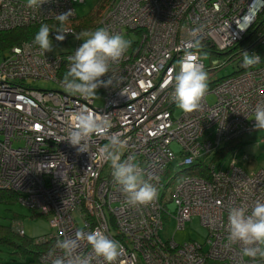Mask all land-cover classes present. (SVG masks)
<instances>
[{
    "label": "built area",
    "instance_id": "2783aa9c",
    "mask_svg": "<svg viewBox=\"0 0 264 264\" xmlns=\"http://www.w3.org/2000/svg\"><path fill=\"white\" fill-rule=\"evenodd\" d=\"M84 1L50 0L41 9H32L27 0H0V30L58 22L54 14L74 10L65 25L72 33L65 34L63 41L50 34L53 48L64 45V51L28 49L25 44L32 38L0 53V190L16 193L21 203L47 215L57 228V235L47 239L50 244L40 264H51L63 255L56 248L58 240L97 229L123 245L117 264L140 260L145 264H264L262 258L243 256L239 244L228 246L226 240L229 209L246 205L250 213L257 201L264 202V169L248 173L235 158L227 169L218 168L215 161L205 162L225 141L260 131L253 119L256 106L264 105V63L260 60L225 76L208 88L200 110L191 113L180 110L171 99L174 81L169 79L179 70L178 61L191 40L188 30L199 25L204 26L202 56L213 51L260 56L253 50L256 41L243 50L238 44L264 10V0H103L107 2L98 17L90 15L94 26L79 30L77 6ZM100 27L123 36L135 32L138 38L130 39L123 59L111 65L108 75L114 79L113 87H100L95 98L71 95L60 81L70 66L69 57L83 43L73 33ZM38 80L54 82L58 88L34 87L31 82ZM210 94L215 95L214 103L207 98ZM84 108L106 116L109 127L106 133L93 134L89 152L78 153L65 139L74 114ZM114 134L127 142L121 159L134 156L145 178L158 189V199L149 205L129 206L112 178L110 163L101 157V149ZM173 142L179 144V154ZM178 156L182 169L202 162L209 165L208 176L181 169L177 178L165 181ZM167 201L175 204L172 217L178 229L198 217L207 237L164 240L160 231L169 216ZM16 226L20 234L25 233L19 221ZM49 251L54 253L51 258ZM78 254L92 255L91 246L82 241ZM92 264L104 262L93 256Z\"/></svg>",
    "mask_w": 264,
    "mask_h": 264
},
{
    "label": "clouds",
    "instance_id": "9594fccd",
    "mask_svg": "<svg viewBox=\"0 0 264 264\" xmlns=\"http://www.w3.org/2000/svg\"><path fill=\"white\" fill-rule=\"evenodd\" d=\"M49 2L50 0H27L26 6L41 9L42 5ZM73 11L54 14L58 26L50 28L46 23L41 24L34 39L25 44V47L31 49L37 46L44 53L53 51L50 34L56 33L55 40L63 41L65 34L72 33L65 25ZM203 29L204 26L199 25L188 30L191 40L186 43L185 54L178 61L179 70L169 78L174 81L171 99L185 113L200 110L208 91V73L202 62L207 54H200L204 48L200 39ZM73 34L77 40H83V43L74 56L69 57L70 66L60 81L61 87L71 95H79L85 99L95 98L100 87H113L114 79L108 75L111 65L123 59L132 41L103 27ZM260 60L259 55L244 51L242 66L251 67ZM105 76L107 79H102ZM253 120L257 130H264V105L256 106ZM108 127L109 120L106 116L94 114L84 108L74 114L72 130L65 140L76 147L78 153L89 152L93 134L106 133ZM126 148L127 142L114 134L101 149V157L110 163L112 178L125 194L127 204L132 207L149 205L158 199V189L145 178V173L135 163L134 156L121 159ZM227 232L228 246L239 244L243 256L253 260L257 257L264 259V202L257 201L250 213L246 205L231 207L228 211ZM82 241L91 246L92 255L78 254ZM56 248L63 255L52 259L51 264H92L93 256L102 259L104 264H117L125 251L118 240L110 238L99 229L92 232L77 231L74 238L58 240ZM53 255V251L48 252L49 258Z\"/></svg>",
    "mask_w": 264,
    "mask_h": 264
},
{
    "label": "rangeland",
    "instance_id": "374dc122",
    "mask_svg": "<svg viewBox=\"0 0 264 264\" xmlns=\"http://www.w3.org/2000/svg\"><path fill=\"white\" fill-rule=\"evenodd\" d=\"M107 1L85 0L83 3L77 6L79 19L84 16H90L92 14H95V17L97 18L98 15L103 11L106 5L105 3ZM124 38L130 40L137 39L138 36L135 32H130L129 34H125ZM73 43L74 40L72 39L70 44L72 45ZM247 47L248 46H244V48ZM65 49L67 48L63 45L53 48V52L56 53L59 51H64ZM205 53L207 54V58L204 60L207 65L208 77L210 78L227 76L235 71L238 67V62H231L227 66L219 69L215 75L211 76L215 73L214 71L216 69L224 64V62L227 60V55L222 54L223 56H221L213 52ZM31 84L34 87L49 89L58 88L57 84L46 80L34 81L31 82ZM207 98L210 103H214L216 101L215 96L212 94L208 95ZM240 141L242 142V147L238 149L228 150L222 158L220 157L214 160V156H211L209 159L205 160V162L210 163L211 161H215L214 163L218 168L220 166H223L222 168L227 169L230 165L231 160L235 158L237 160L238 166L244 168L248 173H253L260 169H264V131L260 130L248 133L242 136L240 138ZM172 147L174 151L179 154V144L177 142H173ZM244 155H248V160H243ZM180 160L181 157L178 156L174 167L172 168L168 178H165V181H168L172 177H175V175L180 172V170L182 169V167L178 166ZM176 182L177 181L174 180V183L171 184V189H173ZM167 209L169 212V216H166V218L164 219V227L160 231V235L164 240H168L173 237L177 242H184L191 238L199 239L202 241L207 237L208 230L201 224L198 217H193L191 222H187V225L184 229H178L177 220L172 217V214H174L173 211H175L174 202L167 201ZM75 215L78 218L77 220L79 221V223L82 224V220L79 218L80 214L78 213V211H75ZM14 221H19L20 224L23 225L26 235L28 237L34 238L37 241L45 240L52 235H57L58 232L57 228L52 227L50 218L47 215L40 214L37 211H33L31 208L24 205L19 200L15 202H0V223L11 224ZM0 247V264H22V258L17 254H13V249L6 246ZM138 264L145 263L140 260Z\"/></svg>",
    "mask_w": 264,
    "mask_h": 264
},
{
    "label": "trees",
    "instance_id": "16d2710c",
    "mask_svg": "<svg viewBox=\"0 0 264 264\" xmlns=\"http://www.w3.org/2000/svg\"><path fill=\"white\" fill-rule=\"evenodd\" d=\"M45 23L48 24L50 28H54L58 25V22ZM94 24V19L91 18V16H84L79 19V30H86L87 28L94 26ZM40 25L41 24L26 27H18L10 30H0V53L6 52L13 45L19 44L24 40L34 38V35L38 31ZM253 41L257 42L253 50H256L260 54L261 63H264V10L259 13L252 28L247 32V35L239 42L238 48L240 50H243L244 46H247ZM223 55H227V60L224 62L227 65L231 62H238V67L236 69L237 71L235 70L231 74H238V72H240L242 68H244L242 66V55V57L240 56V54L233 55V51ZM219 69L221 68L219 67L214 72L217 73ZM224 77L209 79L207 82L208 88L216 85L219 81H222ZM240 138L225 141L224 144H222L215 151L213 159L215 160L220 157L222 158L225 153L230 149H238L242 147L243 145L240 141ZM181 171H184L183 173L198 174L200 176L207 177L209 174V165L203 162L196 163L188 167H184ZM17 200L18 197L16 193L7 190H0V202H15ZM16 222L18 221H14L11 224L0 223V246H6L8 248L13 249V254H17L22 258V264H40L42 253L49 247L50 244V242L47 241L48 238L45 240L37 241L32 237H28L26 233L20 234L16 229Z\"/></svg>",
    "mask_w": 264,
    "mask_h": 264
}]
</instances>
